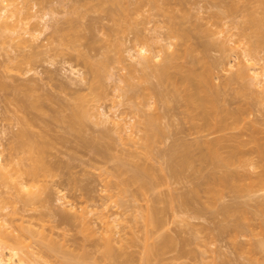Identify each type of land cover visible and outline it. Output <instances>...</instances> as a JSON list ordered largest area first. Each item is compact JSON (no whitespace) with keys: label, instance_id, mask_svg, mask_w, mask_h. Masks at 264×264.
Segmentation results:
<instances>
[{"label":"rangeland","instance_id":"374dc122","mask_svg":"<svg viewBox=\"0 0 264 264\" xmlns=\"http://www.w3.org/2000/svg\"><path fill=\"white\" fill-rule=\"evenodd\" d=\"M232 1H237L239 11L233 13L224 11L225 6ZM27 2L31 7L30 13H34L35 16L17 22L18 17L15 15L11 22H17V31L8 29L0 35V151L9 164L7 168L10 175L7 179L0 180V204L1 199L5 202V207L0 209V217H2L0 220L4 221L5 226L14 233L21 234L24 242L29 244L27 248L34 252L33 260L36 258L41 264H64L62 253L53 252L55 253L53 254L43 245L44 242L69 249L83 244L84 249L86 247L91 250L96 243L94 240L103 230L97 215L93 212L86 215L91 225L99 229L94 235L87 223L80 218L72 222L61 221L57 210L72 213L74 211L72 206L80 211L87 205L101 208V204L106 202L104 211L113 221V243L117 247L118 257L116 256L117 259L114 261L103 259L97 249L94 252L92 249L95 253L94 257H86L85 261H97L99 264H264V174L260 178H255L256 180L253 179V182L249 180L250 184L248 181L246 183L240 180L242 179L240 176L239 180H235L238 177L234 175L236 177L234 182L238 183V188L233 189L237 186L236 183H232V186H229V183L228 186L224 187V185L223 189L218 190L220 187L217 188L218 185H213L210 180V184L202 183V179L203 181L206 179L201 176H204V173L211 174L208 171L211 170L212 163H207V160L203 163L200 160L197 165L195 160V163L191 162L186 168V164L178 165L173 159L172 163L177 164L180 171H178L180 175H173L175 173H172L170 168L169 162L172 159L170 155L175 156L180 153L182 159L181 153L185 150L183 146L182 152H178L183 145L178 141L188 140L190 143L191 140H195L193 137L197 138L199 135L194 126L196 124L192 125L193 129L191 128L192 121L196 123L198 119L194 121L187 112L182 111L181 100L189 93H186L184 87L189 86L190 90L194 91L197 89V83H199L198 87L200 86L201 82L198 80L204 82L205 79H197L196 84L188 80L183 82L184 78L181 77L174 79L172 81L174 83L181 81L183 85L190 83L180 87L186 94L179 93L182 90L177 92L176 89L175 95L174 83L162 79L160 82V77L159 79L157 77L159 66L157 65L158 68L156 66L163 55L173 49L165 50L166 53L163 49L162 57L150 60L147 65L145 64L147 61L142 62L141 57L136 53L138 47L146 42V45L151 46L150 49L162 47L161 44L165 41L156 42L158 36L178 41V37H171L175 34L171 27L175 21L183 26L180 29L186 27L185 30L189 28L188 30L191 31L192 28L191 32L194 36L189 33V37L193 38L190 39L191 42L195 41L200 46L206 43L205 47H199L201 50L208 46L203 52H193L194 55H202L200 56L202 59L207 57V61L204 62L200 59L204 66L208 64V58L209 61L216 59L220 62V64L216 60L212 62L218 64L217 66L213 64L214 68L210 65L213 68L211 71L213 79H208L209 83L206 79L207 87L209 84L213 87L214 84H221L222 87L218 86L223 88L222 92L219 91L220 95L218 94L222 98L220 102L227 101L225 105L229 109L239 111V113L234 111L239 118L235 117L236 114L233 120L244 126L250 123L248 130L244 129L251 132L254 130H249L252 121L261 130L259 134L264 137V75L261 82L249 79L247 76L229 80L230 75L237 72L241 61L245 60L246 56L242 51L245 47L250 48L252 44L255 48L250 51L254 58L246 61L254 64L253 66L262 74L264 73V39L260 41V37L253 30L256 27L247 20L250 11L254 10L255 13L264 11L260 0H122L121 6L125 8L118 11L115 9V7L119 8L118 1L114 0L16 1L17 5L24 7L25 10ZM12 8L13 6L9 5L6 14ZM218 12L223 18L216 14ZM42 15L47 19L46 24L40 18ZM218 16L221 19L218 18L220 20L217 22ZM70 18L77 19L78 32L91 37L90 40L94 41L93 48L88 47V41L84 38L73 44L67 43L68 35L63 33L71 31ZM39 20L41 22L37 25V30H34L33 24ZM176 25L174 26L178 28ZM240 25L248 26L246 29L248 34H245V30H241ZM195 28L198 29L195 31ZM25 30L28 32L24 33ZM18 32H22L25 41L20 40ZM156 35L158 36L153 39ZM113 41L119 42L115 43L118 48L116 46L114 49V43L110 45ZM254 41L256 44L252 43ZM218 42L220 45L224 42L222 46L225 47L226 44V49L218 47ZM108 47L113 48L110 50ZM60 48H63L62 52ZM85 53L94 60L102 58L105 53L112 55V60L105 65L106 68L99 67V71L100 68L102 69L100 78L92 70L97 63L90 68L86 65L88 63L84 62ZM131 54L137 55L131 56ZM201 62H197L196 64H199L195 66L198 73H202L205 69L202 67L204 68L202 70ZM248 73L251 75L253 71L249 70ZM96 80H100L99 89L102 91V96L93 110L99 111L101 115H87L80 131L70 128L68 121L64 119L57 120V117L71 112L70 107L77 101V96L90 94L91 85ZM203 82L201 85L204 87ZM178 93L183 94L184 97H180ZM32 99H37V103L39 100L41 106L30 107L29 103ZM184 100L183 104L186 101ZM184 109L186 110L185 107ZM105 113L110 116L107 121ZM150 114L155 116L152 121L156 128L159 126L162 130L156 133L155 125L150 126L155 133L152 132V137L148 141L145 137V131L148 132V129L145 130L144 119ZM23 116L32 120L28 128L25 119L21 118ZM186 116L190 118L187 120ZM115 118L121 119L122 127L114 123ZM201 120L205 119H199L197 123ZM236 123L239 129L240 123L239 125ZM22 126L28 131L31 129L30 132L34 134V139L30 143L32 145L25 143L20 147L17 143L18 137L15 133L17 134ZM242 127L240 129L243 130ZM254 133L251 135L254 136ZM60 134L65 135V140H62ZM255 136L252 138L254 142ZM259 136L257 139L261 138ZM247 137L249 138L248 134ZM92 138L99 141L94 142V145L98 143L97 149L96 146L92 149L93 147L91 148L87 143ZM39 142L43 143L41 152L36 145ZM176 144L177 146L180 144L179 148L177 147L178 151L173 148ZM250 144H248L250 147L257 149L256 144ZM259 144L261 143H257V146ZM261 145L263 147L264 143ZM249 146H247L248 150H250ZM260 147L257 149L260 150V155L257 156V151L253 153L254 168L247 165L248 160L245 166H239L244 169L245 172L238 169L243 174L248 169L253 170L254 174L260 173L261 165L264 166V151ZM172 148L178 153L176 151L175 154L172 153ZM29 149L33 152L36 150V153L34 152L32 156L33 152L30 153ZM175 157L177 162L181 161L178 156ZM201 163L210 165L201 169L203 174L200 176ZM35 164L38 173L35 175L36 178H33L27 171L29 166ZM137 166L143 168L146 166L147 169L142 170L143 168L139 167L140 173ZM213 169L211 172L216 173ZM136 170L140 175L144 174L146 179L149 178L151 184H144L145 178L142 180L144 183L133 178ZM214 176L212 175L213 179ZM18 180L24 181L26 186L20 187ZM196 182H200L199 185L202 183L203 187L202 185L196 187ZM208 185L215 186L217 191L213 192L214 189H211L213 194ZM193 187L198 190L197 195L202 193V189L203 194L199 197L190 196ZM208 187L209 191L206 192L204 189ZM178 193L181 196L177 197V200L175 195ZM208 193L213 194L214 197L209 198L211 194ZM172 194L174 199L171 201ZM183 194L184 197H191L188 199V204L179 200ZM59 196L62 198L60 199ZM152 203L161 208L157 214L161 222L153 227V230L147 227L144 217L148 206ZM223 204H231L230 209L234 205L232 209L236 207V210L234 213L233 211L228 213L230 211L227 209L228 206L225 207ZM222 208L227 210L223 211ZM0 227L5 228L3 225ZM150 230L153 233L152 236L150 235L151 238L148 237ZM149 240H156L157 243L167 242L166 244L162 242L163 246L160 243L163 248L158 255L148 253L149 257L146 255L147 245L151 242ZM80 247L78 249H83Z\"/></svg>","mask_w":264,"mask_h":264},{"label":"bare ground","instance_id":"6f19581e","mask_svg":"<svg viewBox=\"0 0 264 264\" xmlns=\"http://www.w3.org/2000/svg\"><path fill=\"white\" fill-rule=\"evenodd\" d=\"M16 1L17 0H0V35H3L4 34V32L6 31V30H8V29H10V30H13V31H17V29H16V25H17V22L20 20V21H23L25 18H28V17H30V16H35V14L34 13H30V11H29V9L31 8L29 5H28V2H27V5H26V10L24 9V7H21V6H19V5H17V3H16ZM114 1H118V7L119 8H117V7H115V9H116V11H118L119 9H123V8H125L124 6H121V4H122V0L121 1H119V0H114ZM260 3H261V5H262V7L264 6V0H260ZM9 5H12L13 6V8L10 10V12L8 13V14H6V11H7V8H8V6ZM120 5V6H119ZM226 8V9H225ZM225 8H224V11H226V12H230V13H233V12H238L239 10H238V8H239V4H237V1H232V2H229L226 6H225ZM115 9H113V10H115ZM264 9V7L262 8V10ZM241 10V9H240ZM126 11V10H125ZM224 11H222V12H224ZM254 11V10H253ZM253 11H250L248 14H249V16H248V18H247V20L250 22V23H252V25H253V27H256V28H254L253 30L255 31V34L256 35H258L259 37H260V41H262L263 39H264V37L262 38V36H264L263 34H264V29H263V25H264V11H260V12H258V13H260L261 15H259L257 12V14L255 13V12H253ZM122 12V11H121ZM262 12V13H261ZM117 13V12H116ZM256 15H255V14ZM216 14H219V12L218 13H216ZM15 15H17V22L16 23H13V22H11V19H13V17L15 16ZM220 15V14H219ZM231 15V14H230ZM216 16V15H215ZM221 16V15H220ZM223 16V15H222ZM221 16V18H223ZM118 17H119V15H118ZM42 20H44V24H46L47 23V19H45L44 18V15H42L41 17H40ZM218 18H220L219 16L218 17H216V20H217V22H218V20H220V19H218ZM120 19H121V17H120ZM120 19L118 18L117 19V21H118V23H119V21H120ZM246 20V21H247ZM245 21V22H246ZM41 21L39 20L38 22H36V23H34L33 24V27H34V30H37V28H38V24L40 23ZM173 22V21H172ZM262 22H263V25H262ZM69 23H70V30L71 31H69V32H64L63 34H67L68 35V41H67V43H69V44H73V43H75L77 40H80L81 38H84L85 40H87L88 41V47H90V48H93V46H94V41L93 40H90V38L91 37H88L86 34H82V33H80V32H78V30H77V28H78V24H77V19L76 18H70L69 19ZM176 21L174 22V24L172 23V25L173 26H171L172 27V31H173V33H175V34H173V36H171V37H178V41H174L172 38H168V39H165V37H159L158 35H156L155 37H153V39H155L157 36V38L155 39V40H157L156 42H163V41H165V42H163L161 45H162V47L160 46L158 49L156 48H151L150 49V45L148 46V45H146V43L145 44H141L140 45V47H138V51L136 52V53H138V55L137 54H135V55H137V56H139V57H141L140 59H141V61L142 62H144L145 63V61H147V63H145L146 65L150 62V60H157V59H160L161 57H162V50L164 49V52L166 53L167 51H165V50H168V49H173L172 51L171 50H168V52L165 54V56L163 55V57L159 60L160 62H157V64H156V66L158 65L159 66V70L158 69H156V71H157V77H158V79H159V77H160V82H162V80L163 81H166V82H168V80H170V82L173 84L174 82H172L174 79H178V77H181V78H184V80H182L183 82H185V81H192V82H190V83H193V81H194V83H195V81L197 80V79H205V81L204 82H206L205 84H204V82L201 80H198V82H201L200 83V86L198 87V84L199 83H195L196 84V86H197V89L196 90H190V88H189V86H188V88L187 87H184V85L186 86V84H188V82L186 83V84H182L183 82L181 81V82H179V83H181V85L178 83V82H175V83H177L176 84V86L174 87V85H175V83L173 84V89H174V92H175V90L178 92V91H180V90H182L183 88H181L180 89V87H184V89H186V93L187 92H189V93H185V90L183 91L182 90V92H179V93H183V94H186L187 95V97L185 96V100L184 99H182L181 101V103H182V105H183V112L184 113H186L187 112V114L188 115H190V117H191V119L192 120H199V119H205L204 121H200V123H202V124H200V123H197V121H196V123L195 122H193L192 121V124H191V128H192V125L193 124H196V125H194V126H196V129H197V132H199V135H198V137L197 138H195V137H193L195 140H191V142L190 143H188L189 141L187 140V141H178L179 143H182L183 145L182 146H180V144L177 146V144H176V147L174 146L173 148L174 149H176L177 151H178V148H179V146H180V148L181 147H183V149H185L184 150V152H182V148L181 149H179V151L178 152H182L181 154H183L182 156V159L180 158V153H179V155L178 154H175L176 152L175 151H173V148H172V150H171V152L172 153H174L175 154V156H178L179 158H180V160L181 161H179V162H177L178 160H175L176 159V157L175 156H173V154L170 152V154H172V155H170V157H172V159L170 160V162L169 163H171V165H170V168H171V171H172V173H175V174H173V175H176V176H178V175H180V174H178V166H177V164L179 165V163H181V164H183V165H185L186 164V168L188 167V166H190V163L192 162H194L195 163V160H196V163L195 164H199L200 163V160H202V162L203 161H205V162H207V163H209L210 162V164L212 163V165H210V164H203V163H205V162H203V163H201V165H203V166H201L200 165V168H199V166H197L200 170L203 168V169H205L206 168V166H208V165H210L211 166V170L210 171H208L209 172V174L211 173H213V172H211L212 171V169L213 170H215V172L216 173H213L212 175L214 176V174L217 176V173H218V178L216 177V176H214L215 178V180L213 179V177H212V175L210 174V175H208L207 173H204V176H206V177H204L202 174H203V170H201V172L202 173H200V170H199V174H200V176L202 177V178H205L204 180L206 181H203V179H202V183H207V182H209V180H210V182L214 185L215 184V186H217L218 185V187L217 188H219L220 187V189H218V190H221V188L223 189V186L224 187H226V186H228L227 184H229L230 183V185L229 186H232V183H236V182H234V179L236 178V177H238V179H235V180H239L240 178H242V179H240V180H244L245 182L246 181H248V184H250L251 182H253V179H255V178H257V177H261L263 174H264V166L263 165H261V170L259 171L260 173H256V174H254L253 173V170L251 171V170H247L246 171V173H242L243 171H244V169H242V168H239V166H245V164L247 163V160H248V163H247V165L248 166H252L253 167V165H255L254 164V161H253V158H254V155H253V153H255V151H257V149H259V146H261L260 148H262L263 149V151H264V146L262 147V143H264V137H263V135L261 136L260 134H259V131H261L260 129H258L256 126H255V124L251 121V128H250V126H249V130H253L252 132L251 131H247L248 130V125L250 124V123H248L247 125H241L242 123H240V122H237V120H233L234 119V116L237 114V113H235V112H237L238 110H234L233 108H232V106H231V108L232 109H229V107H227V105H225L226 104V102H223V100H222V102H223V104H221L222 102H220L221 100L220 99H222L219 95V91L220 92H222V89L223 88H220V87H218V86H221V84H214V87L213 86H210V84H209V86L207 87V80L209 79H213V76H212V74H211V71L213 70V68L215 67V66H217L218 64H212V62H215V60L214 61H211V59H210V61H209V58H208V64L207 65H209V67H210V69H209V67L207 66V65H205L204 66V63H202L201 61H205L206 60V58L205 59H202L200 56H202V55H194V53L193 52H195V53H199V52H203V51H205L206 49H207V47H206V49L204 48L205 46H206V43H204V44H201L202 46H204L203 48V50H201V49H199V47H202V46H200V45H198V44H196L197 42H195L194 41V43H193V41L191 42V40L190 39H193V38H191V37H189L190 35L191 36H194L193 35V33L191 32L192 31V28H191V31H189L188 29V31L187 30H185V28L186 27H184L183 29H180V28H182L183 26L179 23H177V25H178V28L177 27H175L174 25H176ZM247 23V22H246ZM176 25V26H177ZM182 26V27H181ZM242 28H241V30L242 31H244V32H246V29H247V27H246V25L243 27V25H240ZM262 26V27H261ZM173 27H175V28H173ZM245 28V29H244ZM198 29V28H197ZM196 28L194 29L195 31L197 30ZM176 30V31H175ZM178 30V31H177ZM199 31V30H198ZM28 32V30H25V32L24 33H27ZM177 32V33H176ZM192 33V34H190L189 35V33ZM244 32H242L243 34H244ZM23 33V34H24ZM29 33H31V34H34L33 32H29ZM18 36H20V40L21 41H25V39H24V37H23V35H22V32H18ZM245 34H248L247 32L245 33ZM197 35V34H196ZM213 39V38H212ZM262 39V40H261ZM90 40V41H89ZM190 40V41H189ZM200 41H201V39H200ZM215 42H216V40H214ZM214 41H212L213 43L212 44H214ZM224 41V40H223ZM114 43V49H115V47L116 48H118V45H116L115 43H119V42H112V43H110V45L111 44H113ZM203 43V42H202ZM227 43V42H226ZM252 43H254V44H256L255 43V41L254 42H252ZM251 43V44H252ZM196 44V45H195ZM200 44V43H199ZM210 44H211V42H210ZM222 44L224 45V42H222L221 43V45L219 44V42H218V47H220L221 49H222V47L223 48H225L226 49V44H225V47L224 46H222ZM109 45V44H108ZM198 45V46H197ZM208 45V44H207ZM216 45V44H215ZM253 45V44H252ZM251 45V47L250 48H248V47H245L244 48V50L242 51L243 52V55H245L246 57H245V60H242L241 61V63L239 64V68L236 70L237 72L236 73H233V75H230V77L229 76H227V77H229V80L230 79H233V78H235V77H238L237 79H239V77L240 78H245L246 76L247 77H249V79L251 78V79H256L258 82H261V81H263V80H261V78H262V75H264V73L262 74L259 70H258V68L257 67H255V66H253L254 64H252V63H248L246 60L248 59V61L251 59V58H254V56L252 55V51H250L251 49L252 50H254V48H255V45H253L252 46ZM112 46V45H111ZM184 46V47H183ZM174 47H176L175 49H174ZM52 48H55V46H52ZM109 48V47H108ZM111 48H113V47H111ZM111 48H109L110 50H111ZM152 49H155V50H152ZM60 50H61V52L63 51V48H60ZM137 50V49H136ZM256 51V50H255ZM163 52V53H164ZM134 54H131V56H133ZM134 55V56H135ZM206 55H207V51H206ZM206 55H204V56H206ZM31 56V55H30ZM104 56V57H103ZM103 56H102V58H99V59H93L92 57H90V55L88 54V53H85L84 54V56H83V60H84V62L86 63H88V64H86L87 66H89L90 68H92L91 67V65L93 66V64L94 63H97V64H94L95 66L92 68V70L94 71V73H97V74H95V75H97V77L99 76V78L101 77L100 76V74L102 73V67H104L105 65H108L109 63L108 62H110V60H112V55H110L109 53H105V55L103 54ZM208 56V55H207ZM33 57V56H32ZM199 57V58H198ZM111 58V59H110ZM200 59H201V61H200ZM140 61V60H139ZM140 61V62H141ZM207 61V60H206ZM221 61V60H220ZM243 61H244V63H243ZM246 61V62H245ZM162 62V63H161ZM197 62H201L202 64V66H201V68L202 67H204V68H202V70H203V72H202V70H200V72H202V73H198L197 72V67H195V66H197L198 64H196ZM209 62H211V64L209 63ZM216 62H218L219 64H220V62L219 61H217L216 60ZM223 62V61H222ZM106 63H108V64H106ZM143 63V64H144ZM247 63V64H246ZM160 64V65H159ZM196 64V65H195ZM231 64V63H230ZM97 65V66H96ZM213 67H211V66ZM233 65V64H232ZM158 66H157V68H158ZM96 67V68H95ZM99 67H101L100 68V71H99ZM200 67V66H199ZM208 67V68H207ZM105 68H106V66H105ZM212 68V69H211ZM104 69V68H103ZM210 70V71H208V70ZM226 69V68H225ZM224 69V70H225ZM207 70V71H206ZM249 70H251V71H253V73L250 75L249 73H248V71ZM210 72V73H209ZM211 74V75H210ZM159 75V76H158ZM235 75V76H234ZM212 76V77H211ZM245 76V77H244ZM162 79V80H161ZM192 79V80H191ZM194 79V80H193ZM207 79V80H206ZM248 79V78H247ZM263 79V78H262ZM209 80H208V83H209ZM213 81V80H212ZM251 81V80H250ZM99 82H100V80L99 81H97L96 80V82L95 83H93L92 85H91V92H89L90 94H88V95H82V96H77L76 98H77V101L75 102V103H73L72 105H71V112L69 113V114H67V115H65V116H59V117H57V120H61V119H64V120H66V121H68V123H69V126H70V128H73V129H75L76 131H80L81 130V126H82V124L84 123V121H85V118H86V116L87 115H101L100 114V112L98 111V112H96V111H94L93 110V108L95 107V105H96V102L98 101V99L102 96V91L99 89ZM202 82H203V85H205L204 87L201 85L202 84ZM211 82V81H210ZM169 83V82H168ZM189 83V84H190ZM179 84V85H178ZM188 84V85H189ZM178 86V87H177ZM196 86H194V87H196ZM222 87V86H221ZM221 90H220V89ZM188 90V91H187ZM177 92H175V95H176V93ZM224 92V91H223ZM178 93V94H179ZM180 95L179 94V96L181 97H184V95ZM219 94V95H218ZM224 95V94H223ZM223 97V96H222ZM226 98V97H225ZM227 99V98H226ZM183 100L185 101V104H183L184 102H183ZM228 101H229V99H227ZM231 101V100H230ZM228 103V102H227ZM40 103H39V100H38V103H37V99H35V100H31L30 101V103H29V106L30 107H34V108H38L39 106H41V105H39ZM229 104H230V102H229ZM24 105L25 106H27V104L26 103H24ZM185 105V106H184ZM229 106V105H228ZM184 107L186 108V110L184 109ZM224 107V108H223ZM226 107V108H225ZM237 107V106H236ZM235 108V107H234ZM238 108V107H237ZM229 109V110H228ZM232 110V111H231ZM230 111H231V113H230ZM235 111V112H234ZM234 114H233V113ZM238 113H239V111H238ZM233 114V115H232ZM184 115H186V114H184ZM241 115V114H240ZM105 120L107 121V120H109V117L110 116H108V114H106L105 113ZM150 117H152V119L150 118ZM153 117H155V116H152L151 114H150V116H147L146 117V119H144V126L146 127L145 128V130L146 129H148V132H147V130L145 131L146 133H145V137H146V139L149 141L150 139H151V137H152V132H154L155 133V131H156V133L158 132V131H160L161 132V128L159 127V126H157V128H156V125H155V123H153L154 121H152L153 120ZM190 117H188L187 118V116H186V118H187V120L190 118ZM235 117H237V118H239V116H238V114H237V116H235ZM23 120H24V122L26 123V125H27V128H28V125L30 126L31 125V123H32V120L29 118V117H26V116H23V117H21ZM231 118V119H230ZM237 118H235V119H237ZM22 120V121H23ZM31 121V122H30ZM62 121V120H61ZM238 121H239V119H238ZM23 122V123H24ZM189 122H191L190 120H189ZM204 122V123H203ZM236 124H238V123H240V125H239V129L242 127L243 128V130L242 129H238V126L237 125H235V123ZM114 123L117 125V126H119L120 125V127H122L121 126V124L123 125V123H121V119L119 120V119H114ZM188 123V122H187ZM146 124V125H145ZM206 124V125H205ZM254 124V125H253ZM155 125V126H154ZM25 126V125H24ZM150 126H154V128H156L155 129V131H153L154 129H153V127H150ZM194 126H193V128H194ZM247 126V127H246ZM252 126H253V128H252ZM236 127V129H234ZM254 127H256V130H255V128ZM190 128V129H191ZM192 128V129H193ZM244 128H246L247 130H245ZM150 129H152L151 130V132H150ZM234 129V130H233ZM238 129V130H237ZM19 130V129H18ZM31 130V129H30ZM30 130L28 131V129H26V128H24L23 126H22V129H20L18 132H17V134L15 133V135H17V137H18V144L20 145V147H22V145H24L25 143H27V144H30V143H32V139H34L33 138V133L32 132H30ZM257 132L256 134H259V135H256L254 132ZM150 132V133H149ZM253 134L254 133V136H255V138H256V140H255V142H254V139H252L254 136L253 135H251V133ZM153 133V134H154ZM45 134V133H44ZM149 134H150V136H149ZM189 134H191V133H189ZM247 134H248V136H249V138L247 137ZM186 135V134H185ZM184 135V136H185ZM245 135H246V137H245ZM250 135H251V137H250ZM55 136H57L56 134H55ZM59 136V135H58ZM253 136V137H252ZM257 136H259V137H261V138H263V140H261V138H259V139H257L258 137ZM60 137L62 138V140H65L64 138H65V135H61L60 134ZM186 137V136H185ZM67 138V137H66ZM83 137H81V139H82ZM98 140H99V138L98 137H96ZM96 138H92V139H90L89 140V142L87 141V143H89V146L92 148L93 146H96L95 148L97 149V144H95L94 145V142L95 141H97V142H99L98 140H96ZM192 138V139H193ZM179 139V138H178ZM183 138H181V140H182ZM191 139V138H190ZM175 140L176 139H174L173 141L175 142ZM186 140V139H185ZM31 141V142H30ZM84 141V140H83ZM263 141V142H262ZM173 142V144L175 145V143ZM251 142H254L253 144L251 143ZM16 143V144H17ZM252 144V145H254V144H256V148L257 149H253L252 147H250L248 144ZM257 143H261V144H259L258 146H257ZM43 143L41 142V144H40V142H39V144H37L36 143V145L38 146V148L40 149V152L42 151V147H41V145H42ZM172 144V145H173ZM250 144V145H251ZM19 145H16V146H19ZM30 145H32V144H30ZM109 145V144H108ZM249 146L250 147V150H248L247 149V146ZM15 146V147H16ZM20 147H18V148H20ZM178 147V148H177ZM203 147V148H202ZM17 148V147H16ZM31 148V147H30ZM92 149H94V147L92 148ZM171 149V148H170ZM261 149V150H262ZM31 149H29V151H30ZM34 150V149H33ZM169 150V149H168ZM95 151H98V150H95ZM259 151L260 150H258L257 151V156L258 155H260L259 154ZM33 151L31 150V152L30 153H32ZM34 152L36 153V150H34ZM32 153V156H33V154H35V153ZM177 152V153H178ZM264 156V155H263ZM170 157H169V159H170ZM175 157V158H174ZM177 157V159H179ZM23 159H24V157H22ZM31 158V157H30ZM193 158V159H192ZM211 158V159H210ZM174 159V160H173ZM209 159V160H208ZM172 160L173 161H175V163H177V164H175L174 162L172 163ZM207 160V161H206ZM16 161V160H15ZM23 160H21V162H22ZM199 161V162H198ZM21 162H19V163H21ZM51 164V163H50ZM7 165H9L5 160H4V158H3V155H2V152L0 151V180H2V179H7V177L8 176H10L9 175V169L7 168L8 166ZM52 165V164H51ZM32 166V165H31ZM53 166V165H52ZM151 166V165H150ZM205 166V167H204ZM263 166V167H262ZM140 167V166H139ZM138 166H137V168L138 169H142L143 167L141 166L140 168H139ZM255 167H257V166H255ZM9 168H10V166H9ZM19 169H20V166L18 167ZM28 168H29V170H28ZM28 168H25V170L27 169L28 171V174L30 175H32L33 176V178H36L35 177V175L38 173V168H37V166H36V164L35 165H33L32 167H28ZM53 168H54V166H53ZM145 168L147 169V167L145 166L142 170H145ZM149 168V167H148ZM152 168V167H151ZM166 168H167V165H166ZM198 168H196V170L198 169ZM254 168V167H253ZM252 168V169H253ZM263 168V169H262ZM141 169H140V173H141ZM238 169H241L242 170V172H241V170H238ZM12 170V169H11ZM11 170H10V174H11ZM23 169H22V166H21V171H22ZM198 171V170H197ZM23 172V171H22ZM137 173V170H136V172H135V176L133 177V178H135L136 180H139V181H141V183H144V184H147L148 185V183L149 184H151L150 183V179L149 178H145L144 177V174H141L140 175V173ZM180 172V171H179ZM241 172V173H240ZM245 172V171H244ZM169 173V172H168ZM243 176H242V175ZM173 175H171V176H173ZM234 175L236 176V177H234ZM258 175V176H257ZM176 176H174L175 178H176ZM208 176V177H207ZM210 176V177H209ZM239 176H240V178H239ZM180 177V176H179ZM178 177V178H179ZM245 179H244V178ZM2 178V179H1ZM144 178H145V181L143 182L142 180H144ZM208 178V179H207ZM211 178V179H210ZM230 178H232V179H230ZM249 178V179H248ZM149 179V180H148ZM199 179V178H198ZM230 179V181H228ZM200 180V179H199ZM212 180V181H211ZM217 180L219 181V182H217ZM232 180V181H231ZM251 182H250V181ZM256 180V179H255ZM254 180V181H255ZM149 181V182H148ZM213 181H215V182H217V183H215V182H213ZM18 182H19V184H21V186L20 187H23V186H26V183L24 182V181H19L18 180ZM201 182V181H200ZM200 182H196L195 184H196V187L197 186H200V185H202V187H203V184L201 183L200 185L198 184V183H200ZM210 182H209V184H210ZM250 182V183H249ZM220 185H219V184ZM247 183V182H246ZM18 184V183H17ZM18 184V185H19ZM142 185V186H146V185ZM217 184V185H216ZM223 184V185H222ZM205 185V184H204ZM221 185H222V187H221ZM234 185V184H233ZM236 185L237 186H235L233 189H235V188H238V183H236ZM209 187H210V189H209V187L207 188V189H204L206 192H207V190L209 189L211 192H212V190L211 189H214V191L213 192H215V191H217L216 190V188H215V186L214 187H212V185H208ZM19 187V186H18ZM20 187H19V189H20ZM147 187V186H146ZM149 187V186H148ZM205 187H207V186H205ZM195 187H193V189H192V192H191V195L190 196H192V195H197L198 194V190H196V189H194ZM18 189V188H17ZM28 190V189H27ZM208 190V191H209ZM22 191V190H21ZM31 193H33V191H30ZM205 192V193H206ZM212 192V193H213ZM180 193H178V195H175V197H176V199H177V197H179V196H181V194L179 195ZM201 194H203V189H202V193H199V195L201 196ZM208 194H211V193H208ZM207 194V196H209ZM214 194V193H213ZM213 194H211V197L209 196V198H213L214 196H213ZM173 195V197L171 198V201L174 199V194H172ZM199 195H197L198 197H199ZM183 197H184V194L182 195ZM213 196V197H212ZM181 198V199H179V200H182V202L184 201V203L186 204L187 202L189 203V200L188 199H190L191 197H187V196H185L184 198ZM59 198H60V196H59ZM61 198H62V196H61ZM60 198V199H61ZM180 198V197H179ZM154 199V201L157 199V197H156V199L155 198H153ZM184 199V200H183ZM187 199V200H186ZM158 200L160 201V199L158 198ZM178 200V199H177ZM1 201H2V203L0 204V209H3L4 207H5V202H4V200H2L1 199ZM156 202H157V200H156ZM180 202V201H179ZM182 202H180V203H182ZM191 202V201H190ZM155 203V202H154ZM154 203H152V205L150 204L149 206H148V209H147V212L145 213V215H144V217H145V220H146V225H147V227L148 228H150L151 230H153L154 228L153 227H155V226H157L161 221H160V219H159V217H158V212H160L161 211V208L160 207H158L156 204H154ZM184 203H182V204H184ZM187 203V204H188ZM153 204L155 205V206H153ZM225 205V207H227V209H228V213H231L232 211H233V213H234V211L236 210V207H235V209L233 210L232 208H234V205H232L231 206V209H230V205L229 204H223V206ZM103 206V207H102ZM105 206H106V202H103L102 204H101V208H100V206H93V207H89L88 205L87 206H84L82 209H80V211H78V210H76V208H74L73 206H72V208H73V212L71 213V212H68V211H64V210H57V214L59 215V217H60V220L61 221H69V222H72V221H74V220H76V219H82V220H84L86 223H87V225H88V228H90L91 229V231H92V233L95 235V234H97L98 233V231H99V229H97L96 227H93L92 225H91V222L90 221H88L87 219H86V215H87V213H94V214H96L97 215V218L99 219V221L101 222V224H102V227H103V230L102 231H100V235H98V238L96 239V240H94V242H96L95 244H94V246H92V249H93V252L94 251H96V249H97V251H99L101 254H100V256H102V258L103 259H105V258H108L110 261H114V260H116L117 259V247L115 246V244L113 243V233H112V231H113V229H112V226H113V221L109 218V215L104 211V208H105ZM157 206V207H156ZM222 206V207H223ZM158 208H159V210H158ZM219 209H221L220 207H219ZM227 209H225V208H222V210L223 211H226ZM224 213V212H223ZM225 213H227V212H225ZM232 213V214H233ZM0 215H1V213H0ZM229 215V214H228ZM231 215V214H230ZM2 217H0V219H1ZM6 220V219H5ZM0 225H3V227H5L4 229L3 228H1L0 227V264H41L39 261H38V259H34L33 260V251L32 250H30V249H28L27 247H29V244L28 243H25L24 241V239L23 238H21V234H17V233H14L11 229H9L7 226H5V223H4V221H2V220H0ZM236 225H238L237 224V222H236ZM234 226V228H236L235 227V224L233 225ZM239 226V225H238ZM225 226H223V228H224ZM153 228V229H152ZM226 228V227H225ZM233 228V229H234ZM150 230V231H151ZM152 231L149 233V238H151V236H152ZM151 235V236H150ZM169 238V237H168ZM154 240V239H153ZM153 240H149V241H151L150 243H148V245H147V249H146V252H147V254L146 255H148V253H157V255H158V253H160L159 251H161V249L163 248L162 246L164 245V244H166V242L167 241H162V242H156V240L155 241H153ZM164 240V239H163ZM166 240V239H165ZM153 241V242H152ZM162 244V246H161V244ZM92 244V243H91ZM160 244V245H159ZM260 244V243H259ZM43 245H45L52 253L53 252H56V253H62V255H61V258H62V260H63V263L64 264H99V262H89V261H85L84 260V258H86V257H94V255L93 254H95V253H93L92 252V249L90 250L89 248L88 249H86V247H85V249L83 248L84 247V245L83 244H81L80 246L83 248V249H78V247H80L79 246V244H78V246H77V250L74 248V249H69V247H66V248H63V247H61V246H58L57 244L55 245L54 243H45L44 242V244ZM95 245L97 246V247H95ZM80 247V248H81ZM93 247H95V248H93ZM122 247H123V245H122ZM74 250H76L75 252H74ZM79 250H81L80 252H79ZM53 254H55V253H53ZM152 255H154V254H152ZM117 256V257H116ZM149 256V255H148ZM150 257V256H149ZM149 257H146V258H149ZM29 258V259H28ZM127 259H128V256L126 257ZM33 260V261H32ZM126 260V259H125ZM30 262H32V263H30ZM126 262V261H125Z\"/></svg>","mask_w":264,"mask_h":264}]
</instances>
